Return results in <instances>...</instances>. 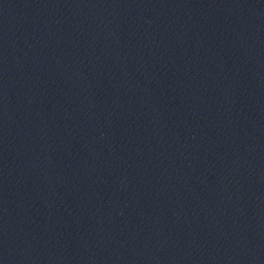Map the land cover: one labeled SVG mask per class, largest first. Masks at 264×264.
I'll use <instances>...</instances> for the list:
<instances>
[{"label":"water","instance_id":"1","mask_svg":"<svg viewBox=\"0 0 264 264\" xmlns=\"http://www.w3.org/2000/svg\"><path fill=\"white\" fill-rule=\"evenodd\" d=\"M0 264H264V0H0Z\"/></svg>","mask_w":264,"mask_h":264}]
</instances>
